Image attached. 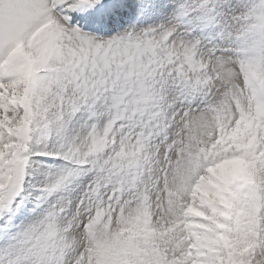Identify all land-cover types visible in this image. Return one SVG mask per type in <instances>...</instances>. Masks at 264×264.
I'll use <instances>...</instances> for the list:
<instances>
[{
    "label": "snow or ice",
    "instance_id": "obj_1",
    "mask_svg": "<svg viewBox=\"0 0 264 264\" xmlns=\"http://www.w3.org/2000/svg\"><path fill=\"white\" fill-rule=\"evenodd\" d=\"M0 264H264V0H0Z\"/></svg>",
    "mask_w": 264,
    "mask_h": 264
}]
</instances>
